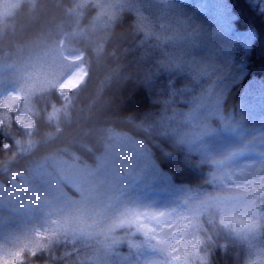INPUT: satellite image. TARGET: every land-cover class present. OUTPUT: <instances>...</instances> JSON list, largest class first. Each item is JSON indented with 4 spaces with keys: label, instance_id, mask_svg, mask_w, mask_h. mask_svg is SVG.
<instances>
[{
    "label": "trees",
    "instance_id": "1",
    "mask_svg": "<svg viewBox=\"0 0 264 264\" xmlns=\"http://www.w3.org/2000/svg\"><path fill=\"white\" fill-rule=\"evenodd\" d=\"M172 1L38 0L33 10L30 0H0V95L18 87L20 109L34 119L29 131L0 109V190L20 192L37 176L55 184V197H0V244L8 245L0 264H12L14 253L38 243L47 250L36 257L25 252L23 264H163L167 252L136 229V223L156 226L146 212L199 224L187 236L202 240L207 264H259L264 226L251 235L214 230L205 205L255 180L233 170L242 156L226 165L215 161L239 136L226 128L246 120L248 132L254 135L258 123L264 131V6L259 0ZM195 16L207 21L211 35L204 30L209 42L193 54L217 52L224 61L217 78L175 61L186 50L157 23ZM43 36L59 41L57 54L63 37L69 51L84 53L87 78L70 104L57 90L63 76L49 83L47 72L26 74L45 57L34 46ZM17 73H24L22 82L12 80ZM251 101L258 107L247 109ZM56 109L58 118L50 119ZM256 154L264 170V155ZM85 173L94 178L97 197H82L77 176ZM150 188L172 193L166 197L172 210L140 202V191ZM60 204L76 214L63 217L56 212ZM12 234L15 245L4 238ZM200 257L193 254L191 264Z\"/></svg>",
    "mask_w": 264,
    "mask_h": 264
},
{
    "label": "rangeland",
    "instance_id": "2",
    "mask_svg": "<svg viewBox=\"0 0 264 264\" xmlns=\"http://www.w3.org/2000/svg\"><path fill=\"white\" fill-rule=\"evenodd\" d=\"M110 2V0H107ZM160 4H169L174 3L172 0H158ZM260 7L264 6V0H259ZM183 13L176 14L177 16H181ZM165 15V11L162 10L159 12V17ZM160 22L157 20L158 25L161 27L160 31L167 30L166 36L170 37V32L175 33L172 37L177 38V44H182L184 48H182L184 53H179L178 55H174L173 59L175 61H183L185 60L187 64L195 68L197 73H206L209 72L210 75L214 78H217L222 71L224 61L216 57L217 52L209 51L210 56H206V52L203 54H199L197 56L193 53L197 52L196 50H200L203 46H205L208 41V36H204V30L207 34L211 35L210 28L205 26L207 21L205 19L202 21L201 17L195 16L192 18L188 17L185 23H180L179 21H175L172 18L168 22H162V19H159ZM203 23V26H202ZM170 31V32H169ZM183 39V40H180ZM60 54H57V59L52 61L47 56L41 57L37 59L35 62H32L28 67L26 74L29 76H37L43 75L45 72L49 73L48 81L49 83L56 81L60 78L64 72L66 71L67 64L68 69L66 74L61 78L58 79L57 82V90L59 95H61L64 100L70 104L72 101L71 93L78 88H80L86 81L87 77V68L84 64V54L81 52H71L65 46V39L64 37L60 39ZM69 64V65H68ZM11 74V73H9ZM24 73H17L12 75V80L14 81H21L23 78ZM22 82V81H21ZM218 90V89H217ZM216 90V91H217ZM22 95L21 91L18 87L14 86L6 90L4 93L0 95V109L4 108L16 114V121L18 124L31 131L34 126V119L33 117L25 111L20 110V103H21ZM211 103L212 100H209L203 105V108L206 110H211ZM258 103L255 101H251L250 104L246 107L247 109H253L257 106ZM257 113V112H256ZM249 115V119H250ZM243 119L246 117L245 115L242 116ZM248 119V117L246 118ZM243 124V128L241 132L247 133L245 136H239L234 139V146L240 144L243 139L247 136H252L251 132H248L247 122L246 120H241ZM261 124H257V130H259ZM223 134V133H222ZM219 135L214 139H223L224 135ZM205 137H212V132L207 131L204 132ZM260 147L264 149V143L260 144ZM231 149L226 146L225 151L226 153H222V157H224ZM257 152L253 151L246 155H243L240 161L238 160V164L233 167V170L239 173V177L246 180V175H252L253 179H256L258 175L261 174L263 168V158ZM241 157V156H240ZM143 164L137 165L142 166ZM134 168V167H133ZM133 168H130L132 171ZM103 174V179L106 180L109 177V171H105ZM77 178L81 179V184L83 185V196L82 197H97L93 194V186H94V178H92L91 174L85 173L83 175L77 176ZM33 187V188H32ZM32 188V189H31ZM52 189H55V184L48 181L47 178H43L42 176H37L30 183H26L21 189V191L17 192H5L0 190V197H55L53 194L50 193ZM36 190H39L41 194H36ZM166 193V190H155L154 188L150 189H143L140 191L138 197L139 201L144 203L147 201L148 197H153L151 201H155L156 197H164L163 195ZM21 194V195H20ZM145 197V198H144ZM4 201V200H0ZM161 203L162 209L167 211L168 209L172 210V205L168 204L166 201L163 202L160 200H156ZM209 201L206 200V203ZM60 203V201H59ZM148 204H152L146 202ZM157 204V203H156ZM149 206V205H147ZM52 210H55L52 207ZM70 208H66L64 205L60 204L56 207V212L61 214L63 217H73L76 212H70ZM176 217L175 219H178ZM233 217H231V220ZM38 235L41 236L45 233V229L41 228L37 231ZM5 240H11L12 244L15 245V240L12 235H7L4 237ZM8 247L6 243L0 244V254H3L2 249ZM259 255V264H264V250L262 248L258 249ZM163 264H174V262L169 259Z\"/></svg>",
    "mask_w": 264,
    "mask_h": 264
},
{
    "label": "clouds",
    "instance_id": "3",
    "mask_svg": "<svg viewBox=\"0 0 264 264\" xmlns=\"http://www.w3.org/2000/svg\"><path fill=\"white\" fill-rule=\"evenodd\" d=\"M24 2L25 0H21V5ZM37 3L38 0H30V6L33 10L36 8ZM108 14L110 16L114 15V13ZM58 43L59 41L55 38L43 36L34 41V46L40 48L45 56L55 61L57 59ZM58 112L59 109L54 110L50 113L49 118L53 120L57 119ZM241 123L242 121H238L231 129L226 128V130H230L233 134L239 133L241 136H245L246 133L241 132ZM261 143H264V131L257 130L254 135L247 136L240 144L231 148L224 157L218 159L215 163L226 165L229 161L253 151L264 155V149L260 147ZM219 198L228 202V206L209 210L214 230L225 229L236 234L251 235L264 226V181L257 180L256 184H248L243 190L235 188L225 190ZM211 213H214V215ZM227 217L242 219L247 223L243 225L237 224L232 222V220H226L225 218ZM112 242L119 243V238H113Z\"/></svg>",
    "mask_w": 264,
    "mask_h": 264
},
{
    "label": "snow or ice",
    "instance_id": "4",
    "mask_svg": "<svg viewBox=\"0 0 264 264\" xmlns=\"http://www.w3.org/2000/svg\"><path fill=\"white\" fill-rule=\"evenodd\" d=\"M257 180L264 181V170L257 176L255 180L250 181V184H256ZM228 206V202L217 197L215 201H210L205 205L209 211L213 207L223 208ZM167 213L159 212L156 214L144 213L145 218L156 221L155 227L148 226L141 223H136L138 232L149 237L156 245L163 248L174 264H191V256L195 254L200 257L202 240L199 238H190L187 233L192 229H199L200 225L193 223H185L186 217H179L175 220L163 219ZM138 217L136 218V220ZM227 220V218H225ZM136 221H134L135 223ZM232 222L237 224H245L246 221L242 219L233 218ZM47 245L38 243L35 246L25 247L13 254L12 264H23V257L25 252L31 257H36L41 251H46ZM199 264H207V258L200 257Z\"/></svg>",
    "mask_w": 264,
    "mask_h": 264
}]
</instances>
